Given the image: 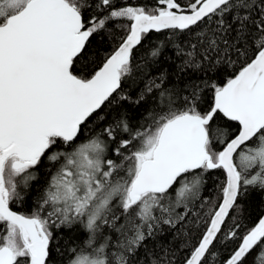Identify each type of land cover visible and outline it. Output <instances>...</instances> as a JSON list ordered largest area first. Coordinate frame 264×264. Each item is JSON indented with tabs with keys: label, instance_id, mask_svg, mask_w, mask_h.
I'll use <instances>...</instances> for the list:
<instances>
[{
	"label": "snow or ice",
	"instance_id": "obj_1",
	"mask_svg": "<svg viewBox=\"0 0 264 264\" xmlns=\"http://www.w3.org/2000/svg\"><path fill=\"white\" fill-rule=\"evenodd\" d=\"M153 31L164 40L147 56L170 47L176 79L165 69L132 100L123 86L144 74L134 50ZM96 37L114 47L78 74ZM153 93L135 126L120 111L78 142L106 107ZM212 170L220 202L178 246L162 240ZM42 172L35 206L15 210ZM251 190L264 193V0H0V264H264V216L240 219ZM77 226L79 250L62 239Z\"/></svg>",
	"mask_w": 264,
	"mask_h": 264
},
{
	"label": "trees",
	"instance_id": "obj_2",
	"mask_svg": "<svg viewBox=\"0 0 264 264\" xmlns=\"http://www.w3.org/2000/svg\"><path fill=\"white\" fill-rule=\"evenodd\" d=\"M117 2L119 4L122 2V0H117ZM128 2L155 4L156 0H128ZM180 2L182 4H186L188 0H180ZM162 40H164V33H155L153 31L142 42V45L138 46L137 49L134 50L135 60L141 65L144 74H138L136 83L133 84L131 81H129L123 86L124 93L131 96L132 100L137 99L139 93L144 88L146 81L158 77L165 69H167L169 72L167 84L170 86L175 82L176 78L173 77L171 73L174 67L173 61L176 60V57L170 47L164 49L163 55L156 62H153L147 56L150 48ZM113 47L114 45L110 44L107 40L101 42L99 37L92 39L87 51L84 54V57H82L81 60L76 64V70L78 74H86L87 71L95 68L105 56L110 54ZM238 66L239 65L236 67ZM232 72L233 68H227L226 71L221 72L215 77L214 82L222 84L227 79V77L232 74ZM154 96L155 93L150 94L147 97L146 102H143L140 105H135L130 101H121L119 106L113 105L110 108L106 107L100 113L101 115L105 116V119L102 121L94 119L89 125V128L84 130L78 142H82L85 140V138L91 137L95 133L100 132L101 128L110 120H112V118L120 111H126L131 119V123L135 126L139 118L145 114V110L153 106ZM235 127L236 125L233 124V128ZM109 155L112 156L114 153L110 152ZM234 162L237 163L238 166L240 165L238 154H234ZM225 179L226 176L222 170H212L211 172L207 173L204 177L205 183L200 192L201 198L194 201L190 205L191 215L188 217L187 222L177 225V228L181 229L180 234H177L176 230H168V226L165 225V233L161 239L172 244V246H178L184 238L183 232L193 226V221H196L198 217L206 218V214L209 213L213 207L220 202V186L225 181ZM46 180L47 177L42 172L39 179L33 182L32 187L28 190L29 195L25 197V202H17L14 205V208L22 212L29 213V209L35 206L37 194L45 187ZM240 202L244 205V212L240 219L242 220L243 225H246L248 228H250L264 213V193L251 190L247 197L242 199ZM233 215H236V213H233ZM228 223L231 225L232 221L229 220ZM244 230L245 229L243 227L240 229L241 232ZM69 235L73 237L72 240H68ZM196 235H198V233H196ZM174 236L176 237L175 239ZM62 239L66 247H75L77 250H79L80 247H83V241L87 239V233L77 226V230L73 232H69L68 229H65L62 233ZM85 251L90 250L85 249ZM224 255H227V253H224ZM72 256L73 253L71 252H65L63 256L54 254L53 262L54 264H68Z\"/></svg>",
	"mask_w": 264,
	"mask_h": 264
},
{
	"label": "flooded vegetation",
	"instance_id": "obj_3",
	"mask_svg": "<svg viewBox=\"0 0 264 264\" xmlns=\"http://www.w3.org/2000/svg\"><path fill=\"white\" fill-rule=\"evenodd\" d=\"M15 210H17V209H15ZM17 211H19V212H21V213H24V214H28V213L22 212V211H20V210H17Z\"/></svg>",
	"mask_w": 264,
	"mask_h": 264
},
{
	"label": "water",
	"instance_id": "obj_4",
	"mask_svg": "<svg viewBox=\"0 0 264 264\" xmlns=\"http://www.w3.org/2000/svg\"><path fill=\"white\" fill-rule=\"evenodd\" d=\"M262 216H264V213H263V215Z\"/></svg>",
	"mask_w": 264,
	"mask_h": 264
}]
</instances>
